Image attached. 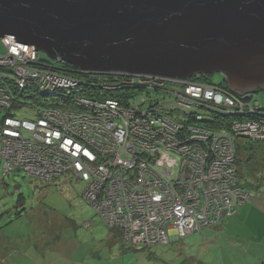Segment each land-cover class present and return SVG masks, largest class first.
Returning a JSON list of instances; mask_svg holds the SVG:
<instances>
[{"label":"built area","instance_id":"obj_1","mask_svg":"<svg viewBox=\"0 0 264 264\" xmlns=\"http://www.w3.org/2000/svg\"><path fill=\"white\" fill-rule=\"evenodd\" d=\"M1 40L7 52L0 55L6 71L0 73V110L10 112L20 99L17 110L24 106L34 114L2 117V148H12L4 153L6 163L7 157L16 161L35 178L74 170L87 184L86 202L130 244H166L173 234L184 238L217 226L252 196L239 183L235 161L234 134L243 133L244 118L215 131L199 124L214 108L242 111L226 92L190 79L163 87L168 78L115 72L125 77L115 85L107 74L81 69L80 75L50 65L49 71L26 69V62L36 63L25 56L35 47L12 36ZM150 90L165 100L147 99ZM23 92L41 93L42 106L27 107ZM251 130L264 138V130L246 134Z\"/></svg>","mask_w":264,"mask_h":264},{"label":"water","instance_id":"obj_2","mask_svg":"<svg viewBox=\"0 0 264 264\" xmlns=\"http://www.w3.org/2000/svg\"><path fill=\"white\" fill-rule=\"evenodd\" d=\"M7 36L90 73L222 74L236 94L264 91V0H0Z\"/></svg>","mask_w":264,"mask_h":264},{"label":"rangeland","instance_id":"obj_3","mask_svg":"<svg viewBox=\"0 0 264 264\" xmlns=\"http://www.w3.org/2000/svg\"><path fill=\"white\" fill-rule=\"evenodd\" d=\"M3 52L5 53V50L0 41V54ZM25 56L36 61V63L26 62L24 64L26 69L49 71V65L53 67L67 64L58 72L80 75L78 73L80 69L75 68L74 65L60 58L50 59L42 51L37 50L34 54L28 53ZM1 72H6L2 65H0ZM213 77L215 81L221 78L219 74H215ZM168 79L164 80L161 86L171 87L176 81L175 84L178 86L181 82V79L177 78ZM204 84L216 87L226 92V96L236 99L232 98L235 104L242 107L243 112L241 113L243 114L248 112L246 110L255 108L252 105L247 107L251 102L241 99L239 94L230 89L225 90L209 83ZM162 93H164L163 90ZM250 93L247 92V94ZM259 94L264 102V91L260 90ZM208 95L210 97L211 93ZM184 97L181 99L185 100ZM21 98L27 107L42 106L43 99L39 95L37 96L39 99L35 97ZM227 100L233 104L230 99ZM21 109L16 111L17 116L28 118L34 116L29 108L21 106ZM258 110L251 112L257 115L243 119L244 121L241 123L245 129L242 134L235 132L234 146L240 150L235 159V161L237 160V177L240 185L242 184L249 192L257 191L256 195L263 199L261 204L253 201L255 202L254 210L259 212L260 225L252 220L246 224L245 221H240L236 217L230 221L228 216V219L223 223L226 228L223 236L219 234L212 238L215 242L210 244L205 243L203 237L209 236L207 234L214 231L216 226L204 227L205 229L196 230L184 238L174 234L176 239L184 241L186 246H182L183 248L179 245L175 247L173 243L157 245L152 248L142 246L130 248V243L125 246L121 245V247L120 245H110L107 240L110 233L109 225L107 226L100 219L95 209L83 198L87 184L78 178L74 170H64L61 175L55 177L54 175L42 177L47 179L44 180L46 182L41 181V177H32L21 170L8 175L13 169L20 168V166L16 161L8 158L7 154L5 157H7L8 164L6 163L4 153L12 148L5 149L4 147L0 151V264H200L196 262L195 258L206 264H254L261 261L262 259L257 257V250H264V138L257 136L258 140L254 141L246 134L249 128H259L260 132H263L264 113ZM260 125L261 127H258ZM210 127L215 131L216 127L213 125ZM222 129V132L231 134L226 131V128ZM253 138H256L255 133ZM0 141H2L1 134ZM20 195H23L24 198L18 202ZM251 201V199L250 202L248 201V205ZM235 220L239 222L241 229L239 233L249 236L253 241L252 246H247L242 240L235 239L234 233L228 229V223ZM251 225L254 230L249 229ZM201 230L202 232L199 233ZM209 230L211 231L208 232ZM119 235H122V231H119ZM234 240L237 242L231 247H226ZM118 243L122 244L121 241ZM221 244L226 245L223 252L219 247ZM181 250L184 253H181Z\"/></svg>","mask_w":264,"mask_h":264},{"label":"trees","instance_id":"obj_4","mask_svg":"<svg viewBox=\"0 0 264 264\" xmlns=\"http://www.w3.org/2000/svg\"><path fill=\"white\" fill-rule=\"evenodd\" d=\"M0 41H1L2 45H3L4 50H5V53H6L7 52V49L5 48V45L2 42V40H0ZM1 54H4V52L1 53ZM50 63L54 64L53 62H50ZM65 66H67V64L66 65L63 64L62 66L59 65L60 68H64ZM214 75H210V74H198V75H194L192 77V79L190 78V80H193V81H196V82H200V83H209L210 85H215V86H218V87L223 88L225 90L230 89L229 88V83H228L227 79L225 78V76H223L222 74H219L221 76V78L218 81H215V79L213 77ZM109 78H110L109 81L110 82L111 81L114 82L115 85H122L121 80L124 79L125 77L120 76V75L119 76H114L113 75V76H109ZM122 87H125V89H127L128 91L133 90V88L131 86L130 87L129 86L128 87L127 86H122ZM125 92H127V91H125ZM259 92L260 91H258V93L256 92V94L253 93V92H251L250 94H247V93L246 94H241L240 96H243L246 99V101H250L251 102V105L252 106L258 107L259 108V111L261 113H264V102H263V99L260 96ZM113 94L116 95L115 92H113ZM160 94H161V92L155 93V92H152V90H150V92L148 91L146 93V98L149 99V100H151V99L163 100L164 97L163 96H160ZM38 95L40 96L42 94L41 93H31V92H23L21 94L22 97H33V98L35 97L36 99H38L37 98ZM125 96H127V94H125ZM19 100H17L13 104L11 103V107L12 108H11V111L10 112H7L5 110H0V121L3 120L2 117L7 116V115H10L11 116V115L15 114L16 111H18L17 110V107H18ZM241 112L242 111H240V110L228 109L226 107L214 108V109H211L210 110L209 114L202 115V119H201L202 121L199 124L201 125V124H204L205 123L204 125H213L214 127H221V126H227V127H229L230 124L232 123V121H234L235 119H243L245 117L252 118V116L257 115V114L251 113V112H246L245 114H243ZM191 119H193V116H191ZM193 121H194L193 123L195 125H197L195 118L193 119ZM0 142H1V147H0V151H1L2 141H0ZM249 143L251 145V142H249ZM239 146H241V145H239ZM237 153L239 154L240 153V150H238ZM0 157H1V155H0ZM238 160H239V157H238ZM16 171H20V169L17 168L15 171H12L8 175H11L12 173H14ZM8 175H6V176H8ZM41 181H43V180H41ZM44 182H46V181H44ZM252 196H253V193H252ZM252 196L250 197V199L252 198ZM23 198H24L23 195H20L19 196V199H18V202H21V200ZM98 216L100 217L99 214H98ZM100 219L104 222V220L101 217H100ZM108 228L109 229L111 228V230H113L117 234V237L118 238H121L122 243H123L124 246L129 244V242H127L126 240H124V238H123L122 235H119V231H121L120 229L112 228V227H109V226H108ZM170 243H171V241L168 242V243H166V244L165 243L164 244L159 243V244H155L153 246H143V245H133V244H130V248H136L137 246H142L144 248H152V247L157 246V245H168Z\"/></svg>","mask_w":264,"mask_h":264},{"label":"crops","instance_id":"obj_5","mask_svg":"<svg viewBox=\"0 0 264 264\" xmlns=\"http://www.w3.org/2000/svg\"><path fill=\"white\" fill-rule=\"evenodd\" d=\"M258 192L256 191V192H253V196H252V198H251V203L253 202V201H255V202H260V204L262 203V201H263V199H262V197H260V196H257L256 194H257ZM249 202H250V200H249ZM248 201L246 202V203H244V204H242L240 207H239V210L235 213V214H233V215H231V216H229L230 218V221H232V220H234V219H239L240 221H245V223L246 224H248L251 220L253 221V222H256L257 224H259L260 225V221H259V217H258V214H259V212L258 211H255L254 209V203L255 202H253L252 204L250 203L249 205H248V203H249ZM261 207V206H260ZM258 212V213H257ZM239 214V215H238ZM236 217V218H235ZM228 219V217H226L219 225H217L216 227H214V231H211V230H209L208 232H210V233H208L207 235H211L210 237L209 236H205V237H203V239H204V242L205 243H207V244H210V243H212V242H215L212 238H214V237H217V236H219V234H222V235H220V236H223V233H224V231L226 230V228H225V224L223 225V223L226 221ZM232 219V220H231ZM227 227H228V229L230 230V231H232L233 233H234V238L235 239H237L238 241L239 240H242L243 242H245L246 244H247V246L249 245V246H252V243H253V241H251L250 240V237L249 236H245V235H242L241 233H239L240 232V226H239V222H237L236 220L234 221V222H232V223H228V225H227ZM205 229V228H204ZM249 229H251V230H254L253 229V227H252V225L251 226H249ZM203 230V229H202ZM202 230L199 232V233H201L202 232ZM206 232V231H205ZM192 236V235H191ZM177 237L173 234V236H172V238H171V243H173L174 245L173 246H175L176 247V245H179V247H181V248H183L182 246H186L185 245V243H184V241L183 240H178V239H176ZM107 240H108V242H109V244L110 245H120V247H121V245L122 246H124L123 245V243L121 244V243H118V241H121L122 242V240H121V238H118L117 237V234L113 231V230H111V228H110V233H109V236H108V238H107ZM247 240H249L248 242H247ZM235 242H237V241H232V243L231 244H229L228 246H226L225 244H221V245H219V247H220V249H222V252H223V250L225 249V246L226 247H231V245H233ZM121 249V248H120ZM263 249H264V247H263ZM117 252V251H116ZM181 253H184V251L183 250H181L180 251ZM257 257L259 258V259H262L261 261H258V262H256V263H254V264H264V250L263 251H259V250H257ZM256 257V258H257ZM195 260H196V262L197 263H200V264H206V263H204L203 261H201V260H198L197 258H195Z\"/></svg>","mask_w":264,"mask_h":264},{"label":"bare ground","instance_id":"obj_6","mask_svg":"<svg viewBox=\"0 0 264 264\" xmlns=\"http://www.w3.org/2000/svg\"><path fill=\"white\" fill-rule=\"evenodd\" d=\"M17 41V40H16ZM19 42V41H18ZM21 43V42H20ZM33 47V46H32ZM34 48V47H33ZM35 49V48H34ZM36 50V49H35ZM40 52V51H39ZM47 60V59H46ZM55 60V59H53ZM49 61V60H48ZM58 62V61H57ZM47 63V62H46ZM71 67V66H70ZM51 68V67H50ZM52 70H59L60 67L58 65H55L51 68ZM77 73V72H76ZM115 72H110L109 74H107V76H113ZM115 92V91H114ZM127 97V96H126ZM124 100V99H123ZM254 133H256V130H251V132H248L247 137L248 138H252L254 141H257L258 138H253L254 137ZM15 154L13 152L10 153V156H14ZM238 159V158H237Z\"/></svg>","mask_w":264,"mask_h":264}]
</instances>
